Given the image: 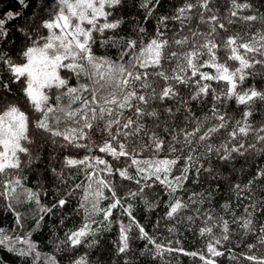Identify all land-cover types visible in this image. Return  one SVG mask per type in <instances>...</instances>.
Here are the masks:
<instances>
[{"label": "snow or ice", "instance_id": "6c2138e0", "mask_svg": "<svg viewBox=\"0 0 264 264\" xmlns=\"http://www.w3.org/2000/svg\"><path fill=\"white\" fill-rule=\"evenodd\" d=\"M162 196L167 231L201 221L202 248L136 219ZM0 202L16 228L24 203L37 230L82 216L51 254L0 227L14 264H90L114 210L124 264L135 239L167 264H264V0H0Z\"/></svg>", "mask_w": 264, "mask_h": 264}, {"label": "trees", "instance_id": "16d2710c", "mask_svg": "<svg viewBox=\"0 0 264 264\" xmlns=\"http://www.w3.org/2000/svg\"><path fill=\"white\" fill-rule=\"evenodd\" d=\"M125 17L128 20H131L133 15L141 17V13L135 8L129 6L123 12ZM128 25H125L127 28ZM149 30L151 31V21H149ZM254 30V29H253ZM109 54L114 55L115 49H113ZM221 55H223L221 53ZM207 70V69H206ZM124 183H129L125 181ZM33 184V178L29 177V185ZM135 188V185H132ZM155 192L159 193L160 188L157 187L154 189ZM80 193H77L79 196ZM51 192H49L47 197L42 196L41 202L47 203ZM169 198L167 196H162L158 201V207L152 210L146 209L140 201H132L134 208L133 214L136 219L143 224L147 231L158 237L157 242L170 239L173 241L172 246H177L175 241L179 240L180 246L186 250L193 251L198 250L203 247L206 237H200L199 232L197 231L198 227L201 226V221H197L195 224H192L191 227L187 223L183 227L178 226L176 233H169L167 231V226H171V222H167L161 219L164 216V213L167 209L166 201ZM220 203L223 202L221 199ZM77 200L74 198L72 200V206H75ZM109 203L105 200L102 202V206ZM0 210H3V203L0 202ZM18 210L22 213L23 227L16 228L15 218L11 213L3 211V214H0V227H5L7 229L16 228L17 233L23 234L26 232H31L32 239L37 241L42 251L46 254H51L54 252L53 246L50 243L52 234L55 232L58 236H63V233L67 230H71L74 227L79 226L82 222V216L76 215L74 212L67 213V219L64 220L63 224L59 223L60 216L56 215L51 218L45 217L44 225L37 230L35 228V205L24 203L18 206ZM217 210L219 208L217 207ZM243 206L237 209V215L242 214ZM99 219V217H97ZM123 219L125 223L128 222L126 216L121 217L118 210L113 212L114 223L110 230L104 231L102 236L99 237L101 243L95 247L82 246L80 249V254L87 253L90 264H124V257L117 255L116 248L119 242V224L115 221ZM160 220V227L156 228L155 222ZM167 225V226H166ZM135 231V230H134ZM235 241H233L234 243ZM151 245H148L146 240L135 239L132 241V253L131 258L128 261V264H167L163 259L157 258L153 259V256L149 254L148 249L151 248ZM62 256L63 254H57ZM176 259L172 261V264H201L198 259H193L189 256H183L179 254H173ZM0 257H3L7 264H14L15 258L6 251L0 248ZM171 259V257H169ZM222 259V258H218ZM63 264H68L67 260H64Z\"/></svg>", "mask_w": 264, "mask_h": 264}]
</instances>
